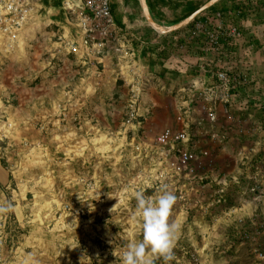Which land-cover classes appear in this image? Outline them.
I'll return each instance as SVG.
<instances>
[{"label":"rangeland","instance_id":"1","mask_svg":"<svg viewBox=\"0 0 264 264\" xmlns=\"http://www.w3.org/2000/svg\"><path fill=\"white\" fill-rule=\"evenodd\" d=\"M51 1L46 11L44 0H34L13 51L0 44V206L12 204L0 212V264H121L126 245L142 238L135 193L155 197L162 185L176 196L169 222L178 231L172 258L148 251L147 264H264V73L250 84L249 108L233 106L235 123L221 107L216 122L189 125L191 139L179 147L197 159L176 172V152L154 144L165 127L180 126L174 107L172 122L144 137L123 126L130 86L115 73L120 87L57 90L65 78L53 69L71 54L62 52L63 30L51 20L67 17L72 29L75 15L63 0ZM84 116L114 122L97 130Z\"/></svg>","mask_w":264,"mask_h":264},{"label":"crops","instance_id":"2","mask_svg":"<svg viewBox=\"0 0 264 264\" xmlns=\"http://www.w3.org/2000/svg\"><path fill=\"white\" fill-rule=\"evenodd\" d=\"M73 1L78 7L82 6V0ZM146 1L155 21L162 25H172L175 24V20L183 16L187 3L198 9L209 0ZM110 5L116 25L122 28L125 37L136 50L139 64L149 78L141 102L142 117L137 127L144 137L157 134L162 129L161 125L172 122L170 118L167 119L168 111L174 107L176 114L181 99L187 97L188 87L195 83L199 88L214 81L210 77L209 70L225 68L246 74L248 81L235 95L238 98L235 97V109L243 104L249 108L250 99L247 98L249 97L247 92L250 84L264 73V0H219L199 14L190 27L184 26L174 34H172L174 31L167 34L156 31L148 23L140 0H110ZM249 6L252 8L250 9ZM46 8L48 10L53 8L51 0H44V9ZM51 22L60 26L63 30L62 34L68 38L77 40L80 38L75 21L72 29L66 23L72 24L67 17L63 16L61 20L56 18ZM197 22L209 28L236 26L242 32V39L233 44L223 40L221 51L214 49L204 51V35H191ZM54 43L58 45L57 40ZM64 57H59L60 61L66 62L64 68L53 69L58 79L65 78L61 80L63 82L58 80L56 83L60 92H73L77 89L82 91L85 85L91 83L94 86L95 82L100 83V88H104L107 84L112 88L120 87L117 81H113L112 73L122 79L128 75L125 69L120 71L121 75H118L119 66L113 57L104 58L102 61L93 58L85 61L81 46L76 53ZM54 64L59 65L55 62ZM72 64H75V69ZM202 65L207 69H201ZM78 80L80 81L77 83ZM97 108L100 109V106ZM83 118L86 124L88 122L94 124L97 130L100 129L98 126L100 124L105 126L114 122L113 118L108 116L93 117L91 120L96 123L87 121L89 118L85 116ZM119 123L122 124V121L119 120ZM0 174L4 176L1 165Z\"/></svg>","mask_w":264,"mask_h":264},{"label":"built area","instance_id":"3","mask_svg":"<svg viewBox=\"0 0 264 264\" xmlns=\"http://www.w3.org/2000/svg\"><path fill=\"white\" fill-rule=\"evenodd\" d=\"M78 7L73 0H63L62 6L67 13L75 15V24L79 30L80 38L71 39L65 34L59 36L60 48L66 54L76 53L81 46L85 61L104 58L116 59L120 70H127L124 78L130 86V95L126 104L124 128L138 127L140 125L141 100L147 88L148 76L142 70L136 50L125 37L122 28L115 23L110 0H82ZM35 11L34 0H0V44L10 52L15 49L23 36H26L27 27ZM192 36L204 35V51L223 49V40L230 44L242 39V32L236 26L209 28L197 22ZM201 69H207L205 65ZM210 77L214 80L210 85L199 87L193 83L187 90L186 99H181L175 121L178 128L165 127L155 138L154 144L165 150H173L177 154L176 162L172 163L176 172L188 169L190 163L197 159V153L189 147H179L191 139L189 125L197 127L205 122L214 123L218 120L221 107L229 123L237 121L232 112L235 106V95L248 81L246 74L230 69L220 68L209 70ZM238 110H247V105H238ZM202 114V116H197ZM77 115L75 119L77 120ZM239 120V119H238ZM240 127V126H239ZM239 132H243L240 129ZM224 139L225 135H221ZM137 151L142 147L135 145ZM166 152V151H165ZM202 154L207 155V151ZM255 189V188H254ZM263 257L264 253H260Z\"/></svg>","mask_w":264,"mask_h":264},{"label":"clouds","instance_id":"4","mask_svg":"<svg viewBox=\"0 0 264 264\" xmlns=\"http://www.w3.org/2000/svg\"><path fill=\"white\" fill-rule=\"evenodd\" d=\"M159 192L160 194L155 197L146 196L141 191L135 193L133 218L140 221L142 238L126 245V249L119 257L121 264H147L145 255L148 251L162 257L165 262L172 258L178 226L174 222H169V216L176 196L167 190L166 185H162ZM10 211L11 203L0 206V212Z\"/></svg>","mask_w":264,"mask_h":264},{"label":"water","instance_id":"5","mask_svg":"<svg viewBox=\"0 0 264 264\" xmlns=\"http://www.w3.org/2000/svg\"><path fill=\"white\" fill-rule=\"evenodd\" d=\"M140 1H141V6H142L143 12L145 14V17H146L148 23L156 31H158L162 34H167V33L173 32V31H177L180 28L188 25L191 21H193L196 17H198L199 14H201L203 11H205L206 9H208L209 7L214 5L219 0H209L207 3H205L204 5L199 7L197 10H195L189 16H187L183 20H181L175 24H172V25H162V24L158 23L157 21H155L153 19V17L151 16V13H150L148 5H147V1L146 0H140Z\"/></svg>","mask_w":264,"mask_h":264},{"label":"trees","instance_id":"6","mask_svg":"<svg viewBox=\"0 0 264 264\" xmlns=\"http://www.w3.org/2000/svg\"><path fill=\"white\" fill-rule=\"evenodd\" d=\"M53 4L54 3H52V5ZM249 7H250V9L252 8V6H249ZM196 9L197 8H193V5L187 3V5L185 7V12H184L183 16L180 17V18H178L177 20H175L174 23H177V22L183 20L184 18H186L187 16H189L191 13H193ZM239 11H240V9H239ZM198 17H196L193 21H191L188 25H186V28L190 27L197 20ZM178 31L179 30L174 31L172 34L177 33ZM159 263H160V259H155L150 264H159Z\"/></svg>","mask_w":264,"mask_h":264}]
</instances>
